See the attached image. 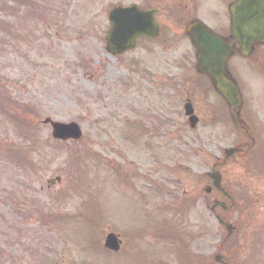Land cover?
I'll return each mask as SVG.
<instances>
[{"label":"rangeland","instance_id":"obj_1","mask_svg":"<svg viewBox=\"0 0 264 264\" xmlns=\"http://www.w3.org/2000/svg\"><path fill=\"white\" fill-rule=\"evenodd\" d=\"M132 3L146 5L0 0V264H215L204 162L235 135L170 0L158 38L105 52L109 10ZM185 100L199 118L193 131ZM45 118L77 123L82 138L60 144ZM244 183L254 210L236 262L264 264V179ZM183 192L189 207L174 213ZM109 232L122 241L115 255L103 248Z\"/></svg>","mask_w":264,"mask_h":264},{"label":"flooded vegetation","instance_id":"obj_2","mask_svg":"<svg viewBox=\"0 0 264 264\" xmlns=\"http://www.w3.org/2000/svg\"><path fill=\"white\" fill-rule=\"evenodd\" d=\"M170 1L173 8L187 15L189 21L201 20L223 43L225 51L230 49L231 55L227 59L228 70L242 95V105L237 111L238 124L231 127L235 141L222 148L221 157L205 160L203 174L204 199L207 203L205 207L208 210V217H213L219 228V254L222 255V264H236L238 237L247 227L244 223L251 218L249 212L254 210V206L251 208L247 204L250 189L246 187L244 180L252 173L264 179V156L261 157V154H264V32L260 33L261 41L254 42L249 55L244 56L243 40L234 37L229 27L228 7L234 0ZM150 9L157 8H146ZM158 11L156 18H161L162 10L158 8ZM206 82L210 89L211 85L207 78ZM247 95H251L250 104L247 99L245 100ZM226 148L233 151L229 157L225 155ZM257 149L260 150L256 151ZM214 176L219 180L218 188L213 184ZM216 202L223 206L218 205L209 213L212 204ZM226 223L232 225L229 236L225 229ZM209 229H205L206 236L210 234Z\"/></svg>","mask_w":264,"mask_h":264},{"label":"water","instance_id":"obj_3","mask_svg":"<svg viewBox=\"0 0 264 264\" xmlns=\"http://www.w3.org/2000/svg\"><path fill=\"white\" fill-rule=\"evenodd\" d=\"M242 4L247 11L243 20V28L246 29L249 24L253 28H260L264 20V0H242ZM231 14L232 27L235 32L239 27L236 26L239 24V18L235 7H232ZM108 21L109 28L106 32L105 50L112 55L122 54L132 49L137 38H151L158 32V26L154 21L153 12H144L135 5L114 8L108 15ZM196 28H199L201 34L206 33L203 27L198 26ZM198 39L199 42H196V39L194 41V46L197 50V72L208 75L214 89L224 99L230 110L239 107L240 95L234 83L228 77L225 55H222L221 51L214 45L205 46L202 36H199ZM186 114H192L189 105L186 107ZM233 122L236 124L235 119ZM43 123L50 125L51 136L54 139L62 141L68 139L77 140L81 136L80 129L75 123L53 122L48 118ZM227 228L229 227L227 226ZM104 247L112 251H117L119 249V242L116 236L111 233L106 235Z\"/></svg>","mask_w":264,"mask_h":264},{"label":"trees","instance_id":"obj_4","mask_svg":"<svg viewBox=\"0 0 264 264\" xmlns=\"http://www.w3.org/2000/svg\"><path fill=\"white\" fill-rule=\"evenodd\" d=\"M12 1H14V2H15L16 0H12Z\"/></svg>","mask_w":264,"mask_h":264}]
</instances>
